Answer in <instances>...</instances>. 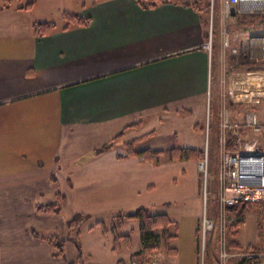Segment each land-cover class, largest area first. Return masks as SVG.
<instances>
[{"label":"crops","instance_id":"0c3cea01","mask_svg":"<svg viewBox=\"0 0 264 264\" xmlns=\"http://www.w3.org/2000/svg\"><path fill=\"white\" fill-rule=\"evenodd\" d=\"M8 1L0 0V264L74 263V243L58 257L48 236L64 240L76 213L87 216L84 264H146L148 255L133 256L142 250L138 220L113 230L115 215L139 208L171 222L172 251L161 243L151 252L159 264H200L197 160L166 153L204 149L213 17L207 33L194 0H91L56 23L35 15L38 0ZM37 23L51 26L39 33ZM144 150L164 154L153 163ZM58 192L64 209L37 210Z\"/></svg>","mask_w":264,"mask_h":264},{"label":"rangeland","instance_id":"374dc122","mask_svg":"<svg viewBox=\"0 0 264 264\" xmlns=\"http://www.w3.org/2000/svg\"><path fill=\"white\" fill-rule=\"evenodd\" d=\"M90 1L38 0L35 15L42 20L62 23L65 20L64 12L79 13L83 4L87 5ZM209 1L203 0L202 3L207 33L213 17L209 106L207 103L202 126L204 131L209 127L205 139L210 171L203 213L212 221L213 228L207 233L203 244L199 224L196 240L199 261L200 264H220V254L226 250L230 254L227 264H264V202H250L240 206V209L244 207L243 211L235 209L229 215L227 205L219 201L221 188L218 176L223 148L235 152L245 142L264 147V8H256L251 14L232 18L224 14L218 0H214L212 12ZM248 111L257 115L260 124L257 132L243 128L227 134L226 139L222 138L220 123L223 114L227 112L233 121L239 122ZM201 189L203 196L202 181ZM58 193L64 199L61 204L64 209L65 198ZM186 236L183 225L179 238L182 263H186L183 256L187 245ZM154 258L153 254L145 262Z\"/></svg>","mask_w":264,"mask_h":264},{"label":"built area","instance_id":"2783aa9c","mask_svg":"<svg viewBox=\"0 0 264 264\" xmlns=\"http://www.w3.org/2000/svg\"><path fill=\"white\" fill-rule=\"evenodd\" d=\"M224 9V14L228 17H236L241 14H251L255 12L256 8H264V0H218ZM211 0V11L213 12ZM205 50L211 54L212 41L211 36L204 44ZM259 121L257 115L253 112H246L240 123L233 121L227 112L223 114L220 123V134L222 138L226 139L227 134L238 132L239 129H249L257 132L259 129ZM209 127L206 130L207 136ZM208 148L205 139V147L203 149V156L196 162L197 169L200 173L203 199L206 200L208 178L210 175L208 162ZM219 179L221 193L219 201L223 205L244 203V202H264V147L245 142L241 145L238 151L222 149L221 161L219 164ZM203 217L200 222V237L204 244L207 233L213 228L212 221ZM230 254L223 250L220 254V264H227ZM146 264H159L156 258L151 259Z\"/></svg>","mask_w":264,"mask_h":264},{"label":"trees","instance_id":"16d2710c","mask_svg":"<svg viewBox=\"0 0 264 264\" xmlns=\"http://www.w3.org/2000/svg\"><path fill=\"white\" fill-rule=\"evenodd\" d=\"M138 4L143 7H150L154 6L156 3H166L170 0H135ZM5 2H9L5 0ZM33 0L28 2L26 6H30ZM203 0H194V6L200 11H203L204 17V7H203ZM68 19H78L83 22V19L78 17L77 15H66ZM84 23V22H83ZM36 29L39 33L41 31L47 30L51 25L47 23H37ZM107 147H104V149ZM193 153L195 154L193 156ZM191 152L188 150H179L173 149L166 153V157L168 160H188V159H195L199 160L203 156V151H196ZM140 154L144 157L145 160H150L153 163H158L159 158L164 154L160 151H153V150H144L140 152ZM55 201L47 204L37 205V210L39 212H48V213H58L61 211V204L63 203L64 199L59 194H55ZM250 202H240L237 204H230L227 205L228 214L232 215L235 209H239L243 211L244 207L240 209V206L248 205ZM245 205V206H246ZM239 207V208H237ZM87 219V216L81 213H76L71 219H69L66 223V236L64 240L56 239L55 234H51L48 236L50 242H52L55 254L57 256L64 255L65 244L67 241H72L74 243L75 252H76V261L74 263H67V264H84L83 256L80 250V245L78 242V235L79 229L82 223ZM124 219H135L138 220L139 224V233H140V242L142 245V250L137 253H134V258L138 261L143 260V255H148L147 257H151V252L153 249L157 248L158 244L163 243L167 251H172L171 248L168 247V242L173 238V235L170 234L169 228L171 226V222L165 218L164 215H149L147 211L143 208L136 209L133 212L125 213V214H118L114 217V224L113 230L116 227L120 226ZM127 238L124 236H120L115 234L114 239H121ZM118 244L114 243V253L118 254L119 252L116 251L118 249ZM149 260V259H148ZM118 264H123L122 260L118 259Z\"/></svg>","mask_w":264,"mask_h":264}]
</instances>
